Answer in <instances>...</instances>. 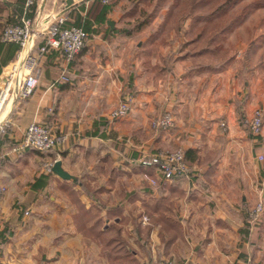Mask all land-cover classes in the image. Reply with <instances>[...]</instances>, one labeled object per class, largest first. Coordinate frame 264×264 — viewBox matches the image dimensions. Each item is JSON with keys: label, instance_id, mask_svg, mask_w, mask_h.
<instances>
[{"label": "crops", "instance_id": "obj_1", "mask_svg": "<svg viewBox=\"0 0 264 264\" xmlns=\"http://www.w3.org/2000/svg\"><path fill=\"white\" fill-rule=\"evenodd\" d=\"M21 1L0 0L6 26L29 18L25 6L16 13ZM69 1L38 0L33 19L63 14L66 25H87L86 46L69 64L59 52L45 57L34 96L7 108L0 264H127L125 250L137 264H264V214L251 227L244 211L264 203V129L251 135L237 113L264 110V85H237L233 64L211 67L189 48L143 69L140 34L121 12L129 0ZM62 71L70 82L54 83ZM129 97L130 115L111 120ZM166 113L175 126L152 130ZM34 121L68 137L54 153L70 179L44 173L47 159L33 149L15 154ZM177 149L190 167L183 177L166 181L144 163ZM82 183L102 191L86 193Z\"/></svg>", "mask_w": 264, "mask_h": 264}, {"label": "built area", "instance_id": "obj_2", "mask_svg": "<svg viewBox=\"0 0 264 264\" xmlns=\"http://www.w3.org/2000/svg\"><path fill=\"white\" fill-rule=\"evenodd\" d=\"M103 6L110 5L113 0H94ZM37 0L25 1V12L35 6ZM38 14L36 19L24 17L20 24L8 25L4 28L0 40L3 43H14L20 47L18 58L12 63L7 75L0 76V136L5 134L10 126L7 108L9 103L16 101H26L32 98L40 83V66L45 57L52 52H59L64 62L69 64L76 60L81 54L89 40V32L84 26L65 27L66 17L63 14H52L45 19ZM45 39V43L37 47V41ZM6 69V67H5ZM5 74V71H4ZM70 77L66 71H62L54 83H69ZM132 98H127L120 103L110 114L111 120H121L127 118L131 113ZM244 125L253 136H260L264 129V110L256 109L253 114L245 118ZM153 130H169L175 126V117L171 113H166L152 120ZM223 127L226 124L222 125ZM68 137L64 134H55L39 122H32L26 129L24 140L14 149L15 154L33 149L41 154L57 151L67 143ZM3 149L0 140V150ZM264 161V156L259 157ZM59 159H47L43 162V172L47 175L53 174V168ZM153 163L157 165L158 172L166 181H171L176 177H183L190 173L186 154L183 149L166 151L153 157ZM153 185L156 181L150 179ZM6 188L0 185V215L3 212V196ZM244 211L247 215L248 223L254 227L264 214V203L259 201L254 205L245 204ZM30 215V212H26ZM144 221H148L144 217ZM157 264H171L170 262Z\"/></svg>", "mask_w": 264, "mask_h": 264}, {"label": "rangeland", "instance_id": "obj_3", "mask_svg": "<svg viewBox=\"0 0 264 264\" xmlns=\"http://www.w3.org/2000/svg\"><path fill=\"white\" fill-rule=\"evenodd\" d=\"M160 1L129 0L121 11L125 19L134 20L125 27L140 34L139 56L144 58L143 69L150 68L151 61L156 57L169 59L175 54L174 50L180 52L185 49V44L199 37L204 30L207 37L218 34L215 44L218 56L207 59V65L215 67L222 64L227 67L233 64L237 85H264V0H198L196 5L199 8L195 10H192L193 0ZM195 15L199 18L193 19ZM231 19H236V22L230 30L222 34L215 29L216 23ZM7 24L10 23L0 19V30ZM149 34L155 37V41H144ZM202 44H205L204 39ZM167 50L169 54L165 57L164 51ZM8 71L7 67L3 69L1 76H6ZM161 115L164 114L157 117Z\"/></svg>", "mask_w": 264, "mask_h": 264}, {"label": "trees", "instance_id": "obj_4", "mask_svg": "<svg viewBox=\"0 0 264 264\" xmlns=\"http://www.w3.org/2000/svg\"><path fill=\"white\" fill-rule=\"evenodd\" d=\"M25 1L22 0L21 3H20L22 8H20V9L18 8L16 10V13H17L18 17H21L22 14H23ZM228 1L231 2L233 0H228ZM96 2H98V1H96ZM162 2H163V0L160 1V3H162ZM193 2H195V3H194V7H193L192 10L198 9L199 5H196V2H198V0H193ZM98 3H100V2H98ZM110 5H107V6H104V7H108ZM36 8H37V2L35 4V6H33L31 9H29V11H27L26 15L29 18L33 19L34 16H35V13H36ZM198 18H199V15H195V18H193V19H198ZM213 21H211L210 24ZM235 22H236V19H231L229 21L228 20L225 21L224 23H216L214 26H215V29H217V31H219L220 33L223 34L226 31L230 30L231 26L234 25ZM20 23H21V21L18 18L14 22L13 25H17V24H20ZM80 25L81 24H79V25H70L69 26V25H66V22H65L64 26L65 27H72V26H80ZM142 25H144V24H142ZM85 27H86V30L90 34V29L88 28V26L86 25ZM203 31H201L199 37H196L195 39H193L190 42H188L187 44H185V46H186L185 48H187V49L189 48V50L192 52V55H203L204 57H207V58H211V57L217 58L219 51L217 49V45H215V44H217L218 34L207 37L206 36V32L205 31L203 32ZM203 39L205 40V44H202V40ZM44 43H45V39L44 38L39 39L37 41V47L43 45ZM19 51H20V47L18 45L14 44V43H3V42L0 43V76L2 74L3 69L5 67H7L10 63H12L13 61L16 60V56H17ZM223 66L224 65L219 64V68H223ZM237 113L239 114V120L241 122V125L245 126L244 125V121H245L246 116H245V112L243 111L242 107L238 108ZM5 134L0 136V140H1L2 143L4 142ZM42 155H43V157L45 159L54 160L56 158V154L54 152H50V153L42 154ZM144 163L147 164V165L150 164L149 166H152V165L157 166L156 164L153 163V157L148 159V160H145ZM82 178H86V175H83ZM78 182H79V180L75 181L74 184L76 185V184H78ZM81 186H82L83 190L86 193L87 192L88 193H92V194H94L96 196H97V194H99L102 191L101 189H97V190L91 189V186L86 184V183H82ZM77 205L79 206V209H81V210L85 209V207L82 206L80 203H78ZM123 241H125V240H123ZM125 243H127V242L125 241ZM124 253H125L124 254L125 262L127 264H137L134 260L133 261L130 260L131 259V254H130L129 250H125Z\"/></svg>", "mask_w": 264, "mask_h": 264}, {"label": "water", "instance_id": "obj_5", "mask_svg": "<svg viewBox=\"0 0 264 264\" xmlns=\"http://www.w3.org/2000/svg\"><path fill=\"white\" fill-rule=\"evenodd\" d=\"M72 2V0H70L68 3L70 4ZM53 172L59 176L62 179H70L71 175H69V173H67L63 167H62V162L61 161H57L54 165L53 168Z\"/></svg>", "mask_w": 264, "mask_h": 264}, {"label": "bare ground", "instance_id": "obj_6", "mask_svg": "<svg viewBox=\"0 0 264 264\" xmlns=\"http://www.w3.org/2000/svg\"><path fill=\"white\" fill-rule=\"evenodd\" d=\"M8 72H9V71H8ZM0 85H3V82H0ZM11 103H12V102H11ZM11 103H9V105H10ZM9 105H8V106H9Z\"/></svg>", "mask_w": 264, "mask_h": 264}]
</instances>
